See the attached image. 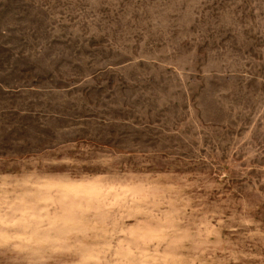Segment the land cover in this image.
Here are the masks:
<instances>
[{"label": "rangeland", "instance_id": "obj_1", "mask_svg": "<svg viewBox=\"0 0 264 264\" xmlns=\"http://www.w3.org/2000/svg\"><path fill=\"white\" fill-rule=\"evenodd\" d=\"M0 264H264V0H0Z\"/></svg>", "mask_w": 264, "mask_h": 264}]
</instances>
